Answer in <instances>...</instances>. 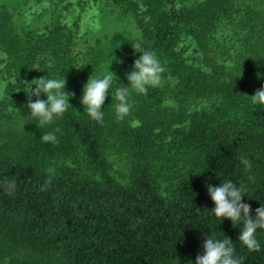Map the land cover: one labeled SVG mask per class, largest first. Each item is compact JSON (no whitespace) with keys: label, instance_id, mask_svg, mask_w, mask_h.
<instances>
[{"label":"trees","instance_id":"16d2710c","mask_svg":"<svg viewBox=\"0 0 264 264\" xmlns=\"http://www.w3.org/2000/svg\"><path fill=\"white\" fill-rule=\"evenodd\" d=\"M26 3L0 0L6 72L66 79L75 95L48 125L29 114L28 94L0 99V264H195L209 235L230 238L241 264H264V229L260 251H249L243 223L216 218L207 191L243 186L253 219L264 205V108L250 97L264 87V0H100L116 31L90 45L57 16L22 22ZM132 45L165 71L161 86L132 93L118 120L114 93L139 57ZM110 71L96 122L83 88ZM49 132L56 142L42 141Z\"/></svg>","mask_w":264,"mask_h":264},{"label":"clouds","instance_id":"9594fccd","mask_svg":"<svg viewBox=\"0 0 264 264\" xmlns=\"http://www.w3.org/2000/svg\"><path fill=\"white\" fill-rule=\"evenodd\" d=\"M139 57L134 60L133 70L126 73L128 84L118 87L115 90L114 98L115 113L118 120H123L131 112L133 104L130 97L133 92L136 94H147L149 87L155 88L162 84V74L165 69L161 65L156 54L150 50H143L139 45H132ZM122 62V61H121ZM111 72V71H110ZM115 74L104 75L102 78L90 77L83 88L81 103L86 109L87 115L96 122H102L104 106L108 90L112 84ZM116 77V76H115ZM28 89L27 108L29 114L37 118L40 125L51 124L54 119L63 116L69 107V98L74 93L65 91L66 79L48 78L47 76L33 79ZM35 85V89H32ZM41 94L46 95V100L40 99ZM32 97H36L33 101ZM252 103L264 108V87L258 89L254 95L250 96ZM59 131V129H56ZM43 142H56L54 133H46L41 137ZM241 163L246 166V170L251 169L248 159L241 157ZM51 184V179L46 181L41 187V191L47 190ZM15 181L6 183V190L9 194L15 191ZM207 191L215 204L211 211L218 219H229L233 226L243 223L240 230L239 241L247 247L249 251H260V244L256 238L258 229H264V205L255 210V218L251 216V206L242 203L244 197L243 186L237 187L232 181L221 182L219 186L207 185ZM203 255H197L195 264H241V260L234 256L235 248L230 238L225 236L223 240H216L211 235L205 238L202 245ZM191 264V262H190Z\"/></svg>","mask_w":264,"mask_h":264},{"label":"rangeland","instance_id":"374dc122","mask_svg":"<svg viewBox=\"0 0 264 264\" xmlns=\"http://www.w3.org/2000/svg\"><path fill=\"white\" fill-rule=\"evenodd\" d=\"M18 10L21 14L20 20L30 26L49 21L50 15L54 19L57 16L64 25L76 24L81 44L90 45L94 38L116 31L114 25L104 22L100 11V0H65L62 3L59 0H40V2L28 0V3L19 6ZM126 28L133 33L132 25H127ZM5 67L6 56L0 54V99L12 94L18 99L26 97L28 84H31L32 80L24 81L11 76L6 72Z\"/></svg>","mask_w":264,"mask_h":264}]
</instances>
